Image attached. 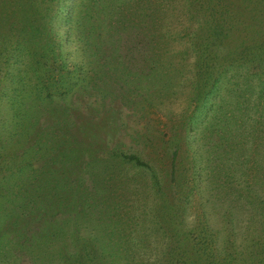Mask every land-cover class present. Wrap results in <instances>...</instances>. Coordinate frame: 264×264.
<instances>
[{"label": "trees", "instance_id": "1", "mask_svg": "<svg viewBox=\"0 0 264 264\" xmlns=\"http://www.w3.org/2000/svg\"><path fill=\"white\" fill-rule=\"evenodd\" d=\"M0 1V77L11 79L0 83V264L11 254L15 264H142L137 253L150 235L136 222L150 212L175 232L174 264H256L264 254V0ZM91 100L84 118L75 102ZM176 102L187 108L176 113ZM119 108L149 119L131 136L144 149L125 143ZM121 164L148 172L156 197ZM88 167H99V186L114 182L100 199L116 229L90 222L87 209L98 204ZM73 174L84 196L75 197ZM201 186L216 190L221 221L236 228L211 231L206 206L193 227L178 223ZM68 212L77 215L60 222ZM131 221L136 236L125 232Z\"/></svg>", "mask_w": 264, "mask_h": 264}, {"label": "rangeland", "instance_id": "2", "mask_svg": "<svg viewBox=\"0 0 264 264\" xmlns=\"http://www.w3.org/2000/svg\"><path fill=\"white\" fill-rule=\"evenodd\" d=\"M5 3L0 1V8L2 9V6H4ZM69 50V49H68ZM16 68L14 69V72H18L19 70H24V67L21 66H15ZM23 71L18 72L22 73ZM0 83L2 85L5 84H11V79L8 77L7 72H3V74H1L0 77ZM42 85V84H40ZM39 85V86H40ZM43 94H47L46 92L42 93ZM55 100L54 106L56 107V109L59 106V98H52V99H46L47 102L53 101ZM45 101V105L48 106ZM58 102V103H57ZM76 103L77 109H80L83 112L84 118L85 116L88 114L89 115V111L88 108H91V105L93 103H96L95 100H91L87 103H85L83 105V103ZM58 105V106H56ZM98 105V102H97ZM173 107H175L174 109L176 110V113H182L184 108H187V105L185 104L184 106L181 105L180 102H176ZM100 108V107H99ZM58 110V109H57ZM120 108L117 110V115L115 114L114 117L116 118H121V120L123 119L127 125V129L125 128V131L122 132V137L124 136V141L126 144H128V146L134 147V149H144L143 147H140L136 141L131 139L132 135H135V131L137 129H140L142 127L143 123H148L149 119H146L145 116L141 115L139 117H128L127 116V112H120ZM98 111H100L98 109ZM85 113V114H84ZM87 113V114H86ZM100 115L102 116L103 113L100 112ZM99 118V117H98ZM53 119V118H51ZM92 119V115L89 116V118H87V120H91ZM70 121H72L70 119ZM118 122V120H117ZM116 126V125H115ZM118 126V125H117ZM154 131V127L151 128ZM119 137V133L117 134ZM133 149V148H132ZM121 169L128 175L130 176H136L138 180L141 181V185L139 187V189L141 190V192H146V197L150 196L151 198H155V191L152 187V185L150 183L147 184V182H150L149 178H147V174H149L148 172H144V175H140L138 176V174L136 173V170L134 168H132L130 166V164H121ZM87 172L85 173V178L89 177V174H91L92 178H90L87 181V184L89 185L88 191H90L93 195H95L94 200L97 199V204H98V208L94 207L96 210L92 209H87L89 211V215H90V222L95 223L96 226L95 227H102V231L104 230V227H110L109 230L111 229H116L118 228V225L115 223H110L113 218L115 217V215L111 214L108 212V210H104L105 208L103 207V203L101 201V191L104 190L106 188V190H110V187L114 186V182L112 180L109 179V181H106L105 186H99L98 184V174L99 173V167H88V169L86 170ZM69 179L70 182L72 181L74 184L71 187V189L75 192V197H79V196H84V191L86 190L85 186H79V182H80V178L79 176H75L73 175H69ZM145 177V178H143ZM231 180L233 178H230ZM226 180V178L224 179ZM230 180V181H231ZM99 186V187H98ZM116 189V187H113L114 191ZM216 190H211L209 188H207L206 186H201L200 188L197 189L196 192L193 193V195L191 196V199L189 201V203H184L183 206L185 208V214H183L180 218H178V223L182 225V223H184L183 227L187 228V227H193L195 224H197V222L200 220V217L203 216V208L205 209L206 206V210H207V217L209 222H207V220L205 219V223L206 225L211 229V231H214L216 228L218 227H223V224L228 227L229 229H233L234 227L236 228L238 223L236 220L233 219V222H227V220L224 222H222L221 220L223 219V210L226 208L225 207V203H221L218 200H216L217 198H213L211 197V195L215 194ZM117 196L119 197V194L117 193ZM62 197H64V195L61 194V196L59 197V199H61ZM118 197H114L115 199L113 201H111L112 204L118 203ZM137 197V196H135ZM139 197H144V196H140ZM65 199V197L63 198ZM127 201H125V203L127 204V206H132V202H130V196H127ZM79 200V198H78ZM110 203V202H109ZM105 204L106 207L108 206V204ZM219 203V204H218ZM134 204H140L137 201H134ZM215 206H218V209H215ZM222 208H221V207ZM223 209V210H222ZM215 211V212H213ZM154 213L150 212V215L146 214V216H144L143 219L139 220L138 222H136L138 224L137 228L135 226H133L132 221L129 223V226H126V231L127 234L129 233H133L134 235H138L135 234V228L136 230L139 231V233L141 234V232L146 233V235H150V237L148 238V236L146 237L145 242L143 243V245H145V247L147 248V250L140 248L139 252L137 254L138 255V260L143 259L142 264H174L172 261L173 257L172 255L174 254L175 249H179V246L176 245V241L174 239V234L175 232L172 230L173 228L171 227V225L168 226V224L163 225L162 220L155 218V215H153ZM77 215V213H66V214H60L58 215V219L59 221H63L68 219H74V217ZM82 216V215H81ZM118 219V217H116ZM142 218V217H141ZM155 218V219H153ZM205 218V217H204ZM243 218V216H242ZM105 219H108L106 221V223L102 224L99 223L103 222ZM0 221L5 223V220L3 221L2 218H0ZM53 221H57V219H53ZM134 221V220H133ZM57 224L55 223V226ZM92 225V224H91ZM163 225V226H162ZM245 225V224H244ZM244 225L241 224V226L243 227ZM245 229L247 228V225L244 226ZM6 231V228H3ZM160 232L159 235H161V239H158V232ZM138 233V232H137ZM166 236H165V235ZM11 238H13V236L10 234L9 235ZM134 237V236H133ZM221 243V241H220ZM168 244V245H166ZM14 245V244H12ZM229 245H219V247L221 249H224L225 247L227 248ZM260 247H262L263 245H259ZM258 246H254L253 248H250L249 251L251 250H257ZM174 249V250H173ZM145 250V251H144ZM144 251V252H143ZM172 254V255H171ZM17 257H14L13 254L11 255H7L3 260H4V264H15V261L19 262V260L16 259ZM22 258V257H21ZM2 260V262H3ZM1 261V258H0ZM145 261V262H144ZM1 263V262H0ZM256 264H264V254L260 253L259 251V256L256 259Z\"/></svg>", "mask_w": 264, "mask_h": 264}]
</instances>
